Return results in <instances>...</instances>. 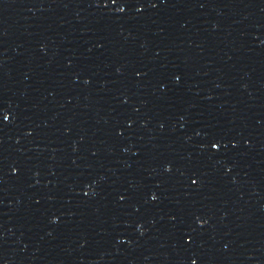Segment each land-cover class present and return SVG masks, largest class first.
<instances>
[{"label": "water", "instance_id": "water-1", "mask_svg": "<svg viewBox=\"0 0 264 264\" xmlns=\"http://www.w3.org/2000/svg\"><path fill=\"white\" fill-rule=\"evenodd\" d=\"M0 264H264V0H0Z\"/></svg>", "mask_w": 264, "mask_h": 264}]
</instances>
